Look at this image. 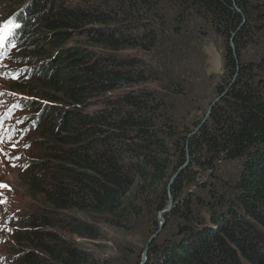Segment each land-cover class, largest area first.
Returning a JSON list of instances; mask_svg holds the SVG:
<instances>
[{
  "label": "trees",
  "instance_id": "16d2710c",
  "mask_svg": "<svg viewBox=\"0 0 264 264\" xmlns=\"http://www.w3.org/2000/svg\"><path fill=\"white\" fill-rule=\"evenodd\" d=\"M13 13L15 53L32 67L15 79L48 102L24 180L50 216L10 232V264H127L101 250L109 233L140 235L144 264H264V0H27ZM191 19L221 40L223 73L203 94L163 74Z\"/></svg>",
  "mask_w": 264,
  "mask_h": 264
},
{
  "label": "rangeland",
  "instance_id": "374dc122",
  "mask_svg": "<svg viewBox=\"0 0 264 264\" xmlns=\"http://www.w3.org/2000/svg\"><path fill=\"white\" fill-rule=\"evenodd\" d=\"M0 1H4V5L0 6V20H3V17L7 16L8 13L18 11L21 7H24L27 0ZM200 26L203 25L199 19H191L190 23L188 20L186 24L181 26L182 36L180 40L182 41L177 43L175 50V65L177 69L170 67L164 70L163 74L167 79L180 78L181 76L189 77L191 82L190 90L194 93L203 94L207 91L205 80L208 76L214 77V83L220 81L223 73V57L221 40L210 33L207 36H203L199 30ZM81 43V38L74 37L71 45L79 46ZM43 51L50 52L47 46ZM136 53L138 52L129 51L125 55L133 56ZM53 55L49 53L45 58L48 56L53 58ZM20 63L18 54L11 53L0 70L3 74L0 75V114L8 111L9 98H14L15 105H19V107L11 108L10 118H5L12 123H17L15 125V133L8 142L0 144V149L3 150L0 152V183L7 185L5 188H0V198L3 201L0 202V264H10L13 260H17V256H13L10 250L11 238L7 233L17 228L18 223L15 220V215L50 216L49 213H41L42 208L39 201L29 198L26 181L24 180V175L34 168L33 161L42 156L40 151H42L44 142H41L40 137L44 136L47 131L39 133V130L33 126L34 123H37L36 128L44 124V113L46 107H48V102L40 96L32 95L28 91L26 86L23 85V81L25 84L32 83L28 79L15 80L13 78L24 76L28 69L32 70V67L27 69L26 66H20ZM37 63L38 60L35 59L30 64H35L36 66L38 65ZM31 78L29 77V79ZM14 81H18V86H21L16 91L10 90L12 87L11 83ZM200 104L203 107H208L207 99L202 100ZM54 105L50 104L49 106L52 109ZM96 108L98 106L90 107L89 109L93 111ZM47 109L49 112L50 108ZM17 121L20 122L18 123ZM14 144L16 147H13ZM25 145L28 146L26 147ZM12 156L14 158L10 162H5L7 158ZM15 157H19V159H15ZM238 171V162H221L218 164L216 173L221 179H228L236 176ZM202 178L206 180L207 176L203 175ZM189 189L203 194V191L197 186L189 187ZM48 222L55 225V229H52L53 231L63 233L58 221L53 222V220L49 219ZM160 223L161 221H158V225ZM165 225L167 223L164 219L162 229ZM71 240L78 242L74 237H71ZM145 244L146 241L144 242L140 235L120 237L109 233L105 240L101 242V250L105 254L119 258L127 264H133L136 260H142Z\"/></svg>",
  "mask_w": 264,
  "mask_h": 264
},
{
  "label": "clouds",
  "instance_id": "9594fccd",
  "mask_svg": "<svg viewBox=\"0 0 264 264\" xmlns=\"http://www.w3.org/2000/svg\"><path fill=\"white\" fill-rule=\"evenodd\" d=\"M23 7H21V9H22ZM20 10V9H19ZM18 10V11H19ZM17 13V12H16ZM16 13H13V14H11V15H7V16H5V17H3V20L4 19H6V18H8V17H12L13 19H15V20H17V22H19L18 20V18L16 17ZM22 23H24V22H22ZM28 23V22H27ZM22 26H24V25H21V27ZM21 27H20V29H21ZM12 53H15V50L12 52ZM15 75H16V73H15ZM10 79H12L11 77H10ZM16 80V79H15ZM22 80V79H21ZM29 81V80H28ZM15 105V101H14V98H9V104H8V111L9 110H12L11 108L13 107ZM7 111V112H8ZM11 113V112H10ZM4 114V113H3ZM3 114H0V116H3ZM7 118V117H6ZM15 125H17V123L16 122H14V123H12L11 121H9V120H6L5 118L3 119V121H2V123H0V135H2L3 137H4V141H3V143H6V142H8L10 139H8V137L9 136H13L14 135V133H15ZM33 127H35L36 128V123H34V126ZM0 144H2V143H0ZM14 158V156H12V157H9V158H7V160L5 161V162H10L12 159ZM0 201H2V199L0 198ZM30 217H37V216H35V215H33V214H30V215H21V216H18V215H15V220H16V222L18 223L17 224V228H15L14 230H11V231H8L7 233H8V235L10 236V238H11V235H10V232H12V231H14V232H16V231H20V221L22 220V219H28V218H30ZM12 241L10 240V243H11ZM4 264H7V263H4Z\"/></svg>",
  "mask_w": 264,
  "mask_h": 264
},
{
  "label": "snow or ice",
  "instance_id": "6c2138e0",
  "mask_svg": "<svg viewBox=\"0 0 264 264\" xmlns=\"http://www.w3.org/2000/svg\"><path fill=\"white\" fill-rule=\"evenodd\" d=\"M20 25L14 23V21L12 20H8L7 22H5L3 25H0V46L3 45V43L8 39V37L13 35V29L14 28H19ZM14 47V46H13ZM13 78H18V77H13ZM13 107H19V105H14ZM10 112L11 110H9L8 112H5L3 114V116H0V123H2L4 118H10ZM18 123L20 121H17ZM8 139H11V136L8 137ZM4 141V137L2 135H0V143H3ZM26 147L28 145H25ZM13 147H16V145L14 144ZM3 150L0 149V152H2ZM15 159H19V157H15ZM7 187V185L0 183V188H5ZM11 190V189H9ZM3 202V201H0Z\"/></svg>",
  "mask_w": 264,
  "mask_h": 264
},
{
  "label": "water",
  "instance_id": "95a60500",
  "mask_svg": "<svg viewBox=\"0 0 264 264\" xmlns=\"http://www.w3.org/2000/svg\"><path fill=\"white\" fill-rule=\"evenodd\" d=\"M215 101H217V99ZM172 205H173V197H172L171 192H170L169 187H168V205L157 216L158 221H161V223L159 224V231L162 229V226H163V223H164V217L163 216L171 211ZM156 236H157V234H155L152 238H155ZM152 238L149 240V242L152 240ZM146 251H147V249L145 248L144 251H143V256H142V260H141L140 264H144L145 263Z\"/></svg>",
  "mask_w": 264,
  "mask_h": 264
}]
</instances>
